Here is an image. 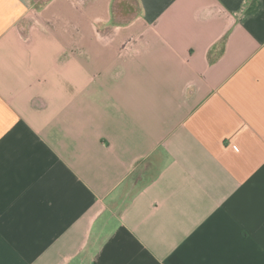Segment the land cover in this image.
Returning a JSON list of instances; mask_svg holds the SVG:
<instances>
[{
	"label": "crops",
	"instance_id": "obj_1",
	"mask_svg": "<svg viewBox=\"0 0 264 264\" xmlns=\"http://www.w3.org/2000/svg\"><path fill=\"white\" fill-rule=\"evenodd\" d=\"M131 1L0 0V264H264V0Z\"/></svg>",
	"mask_w": 264,
	"mask_h": 264
},
{
	"label": "rangeland",
	"instance_id": "obj_2",
	"mask_svg": "<svg viewBox=\"0 0 264 264\" xmlns=\"http://www.w3.org/2000/svg\"><path fill=\"white\" fill-rule=\"evenodd\" d=\"M131 3H132V1H131ZM143 166H144L143 164L138 165L136 167V169L132 172V174L130 175V177L128 179V183H130V185H131V183L141 184L143 181H145L147 179L148 173H147V175L146 174H142V172L144 170ZM151 171H152V173L154 172L153 169H151ZM151 171L149 173H151ZM124 196H126V195H124Z\"/></svg>",
	"mask_w": 264,
	"mask_h": 264
},
{
	"label": "trees",
	"instance_id": "obj_3",
	"mask_svg": "<svg viewBox=\"0 0 264 264\" xmlns=\"http://www.w3.org/2000/svg\"><path fill=\"white\" fill-rule=\"evenodd\" d=\"M151 170H148V169H145V170H143V172H142V174H146L147 175V173H148V176H147V179H149V178H151L152 176H153V173H152V171H151V173H149ZM141 174V175H142ZM146 179V180H147ZM144 182V181H143Z\"/></svg>",
	"mask_w": 264,
	"mask_h": 264
}]
</instances>
